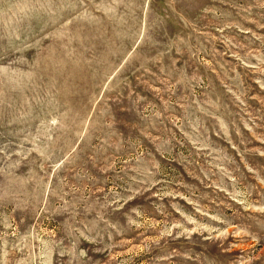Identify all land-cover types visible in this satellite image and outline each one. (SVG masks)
Returning <instances> with one entry per match:
<instances>
[{"label": "rangeland", "instance_id": "374dc122", "mask_svg": "<svg viewBox=\"0 0 264 264\" xmlns=\"http://www.w3.org/2000/svg\"><path fill=\"white\" fill-rule=\"evenodd\" d=\"M0 264H264V0H0Z\"/></svg>", "mask_w": 264, "mask_h": 264}]
</instances>
